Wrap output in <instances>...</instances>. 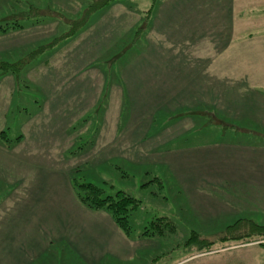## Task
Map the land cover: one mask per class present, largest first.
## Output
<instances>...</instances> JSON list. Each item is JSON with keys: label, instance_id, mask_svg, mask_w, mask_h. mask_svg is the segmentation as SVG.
I'll use <instances>...</instances> for the list:
<instances>
[{"label": "rangeland", "instance_id": "obj_1", "mask_svg": "<svg viewBox=\"0 0 264 264\" xmlns=\"http://www.w3.org/2000/svg\"><path fill=\"white\" fill-rule=\"evenodd\" d=\"M160 1L163 0L156 3L154 0H0V232L7 229L20 236L27 226L24 236L31 237L34 225L51 222L60 216L57 210L68 211L72 206L61 204L58 197L50 206L38 207L41 212L36 207L20 209L19 206L22 195L19 173L25 175L31 172L29 164H37L36 160L29 162L27 154L20 153L22 148L32 154L51 155V159L58 152L61 158L60 150L53 149L49 143L64 138V133L58 132L62 126L57 124L67 126L66 119L75 121L70 138L75 136L77 141L69 164L61 163L72 169L75 185L93 184L104 191V197L123 191L140 202L130 213L131 233L124 239L110 212L93 209L96 216L89 218L92 227L89 225L85 237L79 234L76 242H68L59 236L51 241L48 231L43 232L39 235L45 239L44 244L33 250L37 255L12 257L17 261L15 264H178L188 258L184 264H264V238L258 235V228L264 226L263 208L256 212L253 205H232L223 213L216 212L220 197L224 200L239 193L227 192L221 196L218 191L221 186L207 184L204 188L185 191L179 182L184 165L190 182L203 180L198 173L208 168L199 157L188 156L190 147L206 140L201 144L211 153L219 148L211 145L218 136L210 140L203 136V130L185 138L189 133L184 134L189 130L187 119L196 117L216 122L214 114L191 112L181 106L180 97L158 98L162 102L172 99L173 103L157 107L154 99L148 105L145 96L118 98L111 94L93 98V109L88 112L75 107L77 98H73L76 95L73 92L59 106L54 104L58 97H45V89L54 88L51 83H66L65 74H70L67 80H72L67 83L69 89L91 79L99 83L107 75L111 83L115 75L120 76L128 69L126 72L149 73L147 63L134 69L138 59L134 54L137 50L145 51L140 47L149 34L151 16L162 9ZM10 25H21L24 29L2 33ZM5 64L16 66L15 73L7 72L3 68ZM262 67L246 66V70L261 72ZM159 72L157 68L155 74ZM109 82L102 84L107 90ZM240 82L256 83L255 80ZM107 90L100 89V94ZM81 100H78L80 105H85ZM34 101H38V106ZM58 107H65V112L58 111ZM228 129L233 128L228 126L224 130ZM221 136L222 142L238 135L229 132ZM254 137L255 144L259 139L264 140L259 134ZM21 141L23 147L16 148L15 144ZM57 143L55 147L59 148L60 141ZM44 167L57 166L55 161L46 160ZM51 201L48 199L45 204ZM77 216L78 222L86 218L81 211ZM162 217L171 219L176 230L166 235L145 236L147 228H153L151 222ZM71 243L79 247L77 251ZM205 253L207 257L198 259ZM5 261L0 256V264H6Z\"/></svg>", "mask_w": 264, "mask_h": 264}, {"label": "crops", "instance_id": "obj_2", "mask_svg": "<svg viewBox=\"0 0 264 264\" xmlns=\"http://www.w3.org/2000/svg\"><path fill=\"white\" fill-rule=\"evenodd\" d=\"M159 5L162 9L151 16L148 25L149 34L145 36L140 47L145 51L137 50L134 54L135 58H138L134 62V69L137 70L139 65L144 66L147 63L149 73L124 70L120 76L119 74L114 78L111 76L113 82L110 83L109 75L105 71L104 74L107 76L101 78L99 83L91 79L85 81L84 85L74 84L69 89H66L67 83L72 80H67L70 74H65L63 77L66 79L63 81L66 83L58 85L51 83L54 88H46V95L44 92L43 95L49 99L58 97L54 100V104L58 103L59 106L65 101L63 98L73 92L76 94L73 98H77L75 107L79 109L82 107L80 110H86L85 112L93 109V98L109 97L111 94L118 98L145 96L149 100L148 105L153 104L154 99V106L157 107L173 103L172 99L162 102L158 98L180 97L181 106L192 110L191 112L214 114L216 122H208L196 117L187 119L189 130L184 134L189 133L185 138L188 139L194 131L198 134L203 130L204 137L213 140L218 136L212 142L221 144L211 143L212 146H219L212 153L203 145L206 140L200 143L197 141L199 143L197 146L190 147L188 156L199 157L208 164V168L198 173L203 180L201 178L198 182H190L187 181L184 165L179 182L185 191L204 188L203 185L207 184L221 186L222 188L218 190L221 196L222 193L227 194V192L239 193V196H227L224 200L220 197L216 203V212L223 213L232 205H253L251 208L258 212L260 208L264 209V140L259 139L258 144H255L253 138L256 134L264 136L261 131L264 130V67L261 72L250 69L251 72L246 70V66H264V0H163ZM15 23L19 21L16 20ZM10 29L23 31L24 27L10 25V28L1 31L8 34ZM159 37L162 41L158 40ZM198 49H206L207 52L198 53ZM238 66L240 67L237 68ZM156 67L160 69L158 74H155ZM245 77L247 80H255L256 83L240 82L247 81ZM108 82L110 83L108 90L111 91L109 94L107 88L102 85ZM100 89L107 91L102 95ZM79 98L83 99L81 101L85 105H80ZM34 102L38 106V101ZM63 109L65 107H58V111L65 112ZM74 122L66 119L67 126L58 122L57 125L62 126L58 132L64 133V138L49 143L53 149L60 150L61 158H58V152L52 154V159L51 155L44 153L32 154V151L25 150L22 141L15 144L18 149L23 147L20 153L27 154L29 162L33 163L35 160L37 162L35 165L29 164L31 172L25 175L19 173L22 186V195L19 197L20 209L36 207L38 212H41L40 207L50 206L54 200L59 199L66 207H68L67 203H71L72 206L68 207V211L61 208L57 210L61 212L60 216L53 218L51 222L43 221L37 226L34 225L31 237L24 236L27 234V226L20 236H14L7 229L0 232V256L6 258V264L17 262L12 257L36 256L37 253L33 250L36 246L44 244L45 239L39 235L43 232L48 231L51 241L60 236L59 239L65 238V241L76 242L79 234L85 237L89 227H92L90 220L96 216L94 210L81 200L72 179L70 166L61 163L65 161L69 164L70 153L73 151L74 154L77 139L75 136L72 140L70 138ZM228 126L233 129L225 131ZM255 130L259 132L255 134ZM229 132L232 136L235 134L238 136L219 141L222 133L225 137ZM57 141H60L59 148L55 147ZM46 160L55 161L57 167H44ZM60 164L62 166L58 167ZM48 199L53 201L45 204ZM80 211L86 218L78 222L77 212ZM122 235L124 239L126 235ZM68 236L73 239H68ZM72 246L76 251L79 248L74 244ZM207 256L208 253H205L198 259ZM188 259H183L178 264H184Z\"/></svg>", "mask_w": 264, "mask_h": 264}, {"label": "trees", "instance_id": "obj_3", "mask_svg": "<svg viewBox=\"0 0 264 264\" xmlns=\"http://www.w3.org/2000/svg\"><path fill=\"white\" fill-rule=\"evenodd\" d=\"M154 1L155 3L157 2V0ZM15 67L16 66L11 64H5L3 66L7 72L13 73H15ZM76 187L81 200L87 204V206L94 210H107L111 213L118 228L125 235H129L131 233L129 217L130 213L139 206L140 202L137 199L131 197L123 191L118 192L116 196L104 197V191L93 184H77ZM151 225L153 228H147L144 233L145 236H154L157 234L166 235L167 233H173L176 230L173 221L167 217H162L157 221L151 222ZM258 231V235L264 238V226L259 227ZM256 233L257 232L252 234L255 235Z\"/></svg>", "mask_w": 264, "mask_h": 264}]
</instances>
